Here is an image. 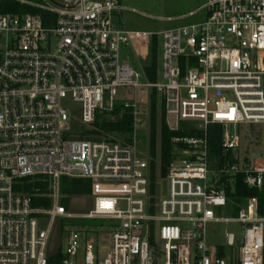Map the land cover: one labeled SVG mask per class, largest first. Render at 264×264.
Returning a JSON list of instances; mask_svg holds the SVG:
<instances>
[{
    "label": "built area",
    "instance_id": "2783aa9c",
    "mask_svg": "<svg viewBox=\"0 0 264 264\" xmlns=\"http://www.w3.org/2000/svg\"><path fill=\"white\" fill-rule=\"evenodd\" d=\"M6 1L26 11L0 13V264H264L258 199L232 219L215 211H228L227 187L239 176L264 188V159L239 152V128L264 125V0H207L202 21L157 34L118 28L119 0ZM155 37L161 56L153 83L121 51L136 39L152 50ZM129 89V141L83 138L99 113L114 109L119 90ZM138 91L157 92L167 130L183 134L172 138L176 158L154 192L150 159L136 147ZM67 101L80 106L79 121ZM212 127L222 129L220 156L211 154ZM30 178L48 183L49 208L35 207L34 195L21 190ZM62 178L91 182L88 214L75 217L60 205ZM74 218L103 225L68 232L51 263L53 224ZM211 222L238 224L242 239L228 234L226 247H209Z\"/></svg>",
    "mask_w": 264,
    "mask_h": 264
},
{
    "label": "rangeland",
    "instance_id": "374dc122",
    "mask_svg": "<svg viewBox=\"0 0 264 264\" xmlns=\"http://www.w3.org/2000/svg\"><path fill=\"white\" fill-rule=\"evenodd\" d=\"M35 4L52 5L49 0H28ZM207 0H119V4L125 9L115 15V21L121 30L127 32H141L157 34L159 32L170 30L182 26L194 24L204 19V13H198V10L205 5ZM191 12H197L194 18L188 17ZM145 51L142 57L138 54L137 46L129 44L122 47L121 56L127 61L132 69L141 75L142 81L145 80V70L148 69L153 61V51L151 50L149 41H142ZM147 43V45H146ZM158 59L161 56V47L158 40ZM134 91L132 90H119L118 105L125 103H133ZM151 92L136 93L138 100H143L144 103L140 105L138 119L140 123L136 129V147L138 155L141 159L147 160L150 151V130L152 119V98ZM156 141H157V157L160 155L161 139H162V124L160 120L162 99L159 95L156 96ZM65 108L68 113H71L74 121H79L80 106L71 101L66 102ZM117 120L115 114L108 112L101 121L107 123H114ZM86 135H90L92 140L97 141H121L128 142L132 135L123 134L120 132H113L104 134L102 136L93 135L96 132L95 127L87 128L84 130ZM240 134V133H239ZM240 148L239 151L242 156L259 161L264 159V125L253 126L251 128H243L240 134ZM176 158L175 151L173 152ZM174 158V159H175ZM162 196L167 191V182L163 181ZM60 184V205L66 208L67 212L75 217H80L89 213L93 208V191L90 187V192L87 195H73L64 196L62 194ZM49 191V187H48ZM221 218H234L229 211L215 210ZM40 228L46 230L49 221L48 219L41 218L39 220ZM103 223L99 220H80L74 219H58L53 224L51 239L48 248V255L55 258L59 255L65 246V239L70 231L79 232L84 230L88 234L98 231ZM102 234L103 231H101ZM207 244L211 248L226 247V238L228 234H233L237 240L242 239L243 229L236 223L225 222H211L206 226ZM106 234V232H105ZM108 239V234L105 236ZM163 263V261H162Z\"/></svg>",
    "mask_w": 264,
    "mask_h": 264
},
{
    "label": "trees",
    "instance_id": "16d2710c",
    "mask_svg": "<svg viewBox=\"0 0 264 264\" xmlns=\"http://www.w3.org/2000/svg\"><path fill=\"white\" fill-rule=\"evenodd\" d=\"M26 11V8L21 7L15 2L0 0V13H10V14H19ZM158 39L155 37L153 40V61L151 66L145 70L146 77L150 82H156L158 79ZM152 99V119H151V130H150V167H151V181H152V192H154V184L156 180L164 178L167 174L170 165L174 161L175 155L173 154L174 145L172 144V138L174 136H182V133L178 135L171 134L164 123V114L161 104L160 116L162 124V139H161V150L160 155L157 157V141H156V96L157 92H153ZM115 114L117 120L114 123H107L106 121H101L102 118L108 114V112H101L97 115V118L92 126L95 127L96 132L93 133L95 136H102L104 134L120 132L123 134L133 133V124L134 117L131 108H125L123 105H118L110 112ZM91 126V127H92ZM90 127V128H91ZM253 126L248 128L252 129ZM243 128L240 127L239 133ZM86 130V129H85ZM211 138H210V150L212 156L222 155L221 150V138H222V129L220 127L210 128ZM83 138L92 140L90 135H86L84 132ZM97 141V140H93ZM240 152V151H239ZM247 160V159H246ZM245 177L239 176L233 185H228L227 187V197H228V208L227 210L233 215L236 216L238 211L242 206H244L248 199L257 198L260 206V215L264 216V188L259 190L256 188H249L245 184ZM62 194L64 196H73V195H87L90 192L91 182L86 180H73L68 178H62L60 180ZM21 190L29 195H34V206L35 207H44L49 208L51 206V198L48 196V183L43 181H37V179H26L22 181ZM153 243V242H152ZM60 257V253L57 258L51 259V263H55L56 259Z\"/></svg>",
    "mask_w": 264,
    "mask_h": 264
},
{
    "label": "crops",
    "instance_id": "0c3cea01",
    "mask_svg": "<svg viewBox=\"0 0 264 264\" xmlns=\"http://www.w3.org/2000/svg\"><path fill=\"white\" fill-rule=\"evenodd\" d=\"M193 13V12H191ZM142 39H136L134 42H133V45L134 46H137L138 48V54L140 57H142L141 55H143L144 51H145V47H143V43H142Z\"/></svg>",
    "mask_w": 264,
    "mask_h": 264
}]
</instances>
